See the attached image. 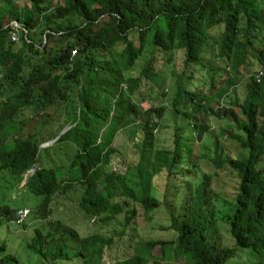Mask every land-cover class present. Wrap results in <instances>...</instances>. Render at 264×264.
I'll list each match as a JSON object with an SVG mask.
<instances>
[{
	"label": "trees",
	"instance_id": "16d2710c",
	"mask_svg": "<svg viewBox=\"0 0 264 264\" xmlns=\"http://www.w3.org/2000/svg\"><path fill=\"white\" fill-rule=\"evenodd\" d=\"M60 1L55 7V0H0V229L16 222L28 230L27 218L33 214L38 224L26 249L35 264H227L237 249H222L210 241L212 226L222 222L230 225L239 247L260 256L253 264H264V79L256 77L264 69V0ZM13 33L19 41L13 40ZM205 53L225 62L229 84L248 75L245 98L235 86L219 97L191 90L180 79L169 108L143 107L137 96L144 81L149 89H157L160 60L171 64L182 54L186 67H205ZM140 61L144 64L136 76ZM255 61L260 66L256 72ZM165 96L163 90L150 98L161 101ZM169 109L176 116L173 140L154 151L150 175L176 178L182 172L188 176L186 168L188 173L192 167L204 171L193 160L196 145L211 137L220 144L212 128L213 117L219 116L230 120L223 135L244 150L236 157L217 154L211 161L217 169L229 165L238 174L236 202L221 219L211 207L214 176L204 173L197 188L189 181L182 187L183 201L171 206L172 225L165 230L177 234L175 241H144L126 259L104 263L114 236L107 232L84 237L56 220L57 198L79 194L77 208L99 227L110 228L126 214L119 234H132L139 211L132 201H116L117 175L108 171L118 154L113 143L121 131L136 126L145 137L143 148L153 149L154 131ZM54 112L62 116L57 114L60 126L50 132ZM30 118L42 125L35 133L23 134ZM56 139L72 146L74 153L62 166L46 168L40 159L42 145ZM28 194L39 199L32 212L19 207ZM136 203L149 216L162 208L152 195H142ZM24 210L30 212L20 223ZM14 239L9 234L0 243V264H24L10 250L21 244Z\"/></svg>",
	"mask_w": 264,
	"mask_h": 264
},
{
	"label": "rangeland",
	"instance_id": "374dc122",
	"mask_svg": "<svg viewBox=\"0 0 264 264\" xmlns=\"http://www.w3.org/2000/svg\"><path fill=\"white\" fill-rule=\"evenodd\" d=\"M16 1L19 4H23L24 2L27 3V0ZM58 2L61 1L55 0V7L58 6ZM93 7H95L94 4ZM213 33L214 36L218 34L215 33V31H213ZM203 62L206 65L205 67L195 64H190L186 67L183 62L182 54H178L171 64H167L166 60H160L159 68L161 69L162 79H160L157 89H149V87L146 86V81H144L143 86L140 89L141 93L138 94L137 98L140 99V103L145 109L156 108L160 105L169 108L173 96H175L177 91V84L180 79H184L187 87L191 90L204 92L207 95L217 94L219 97L224 96L226 92L232 90L233 86H235L242 98L247 96L249 82L248 75L247 78L239 80L234 77L231 82H235V84H229V76L223 71V68L225 67L224 61L217 60L216 62V60L213 59V56L205 53ZM143 64V61L138 62L137 70L134 73L136 76L139 74V70ZM213 67L220 69L218 73H215L212 69ZM258 69H260V66L256 62L252 70L256 72ZM211 79L214 80L215 85L211 84ZM163 90L166 92V96L163 97L161 101L151 100L150 97H155L158 91L162 92ZM213 105L215 108L220 106L218 101H215ZM169 111L170 109L167 111L165 117L159 121V127L154 131V140L152 142L153 149L143 148L145 137L140 130L136 129V126H132L129 132L121 131L113 143L114 148L118 150V154L113 155V161L108 168V171H114L117 175L116 183L114 185L116 187V196H118L116 201L121 203L123 201H132L133 208H136L137 211H139L134 225L132 226V228H134L132 234L126 236L123 235L122 237H120L122 234H119L124 230L126 214L120 215L110 228L107 226L99 227L94 225V221L88 222L85 220L81 211L77 208L79 203L77 197L79 194H70L67 197L58 196L57 198L58 206H56V208L54 207L56 220L64 221L67 226L75 229L84 237L95 233L107 234V232L114 236V245L105 250L103 256L104 263H114L126 259L134 254L137 245L144 241H175L177 239V234L174 231L165 230V228H170L172 225L171 206L174 207V205L180 204L183 201L184 194L182 193L184 190H182V187L189 181H192L194 189H196L200 181L203 179L204 173L214 176L211 207L213 206L212 208H216L221 219L225 217L222 215L227 214L230 211L232 204L236 202L235 198L238 195L240 183L238 174L235 173L229 165L217 169L211 161L212 157L214 158L217 154L220 156L236 157L244 153V150L241 148V145L237 140L229 137L227 133L226 135H223V129L228 126L230 120L222 119L219 116L213 117L212 128L216 132V135L219 136L220 144H215L214 138L211 137V139H208L204 145L200 146V143L196 145L193 160L195 161V164H202L204 171L192 167V173H188V169L186 168V172L184 173L188 176H184L182 172L180 176L176 178H170L168 174H160L156 177L150 175L152 172L151 163L153 161L154 151L159 147L168 146L169 142L173 140L176 116L173 117L170 115ZM237 112L240 113V110L237 109ZM57 114L62 116V113L54 112V119ZM63 119L64 117H61L60 121ZM52 121L56 122L48 126L50 132L57 130L60 126V124L57 123L59 121L58 119H51V122ZM41 125L40 121L30 118L28 124L24 128L23 134L35 133L40 129ZM69 129L70 127L68 126L62 134ZM46 130L47 127L44 131ZM130 134L131 138H129ZM56 141L57 139L54 141L51 140L42 145L40 159L46 168L62 166L61 164L64 163L63 161L66 160V157L69 154L74 153V148L72 146H69L64 142L56 143ZM128 146L130 147L129 150H127ZM246 154L248 155L249 151H246ZM206 156L208 157L207 159H201V162L198 160V158L200 159L201 157ZM141 160L142 163L140 164ZM25 184L26 181L22 185ZM0 193L1 195L4 194L3 191ZM142 195H152L157 197L162 202V208L158 209L151 216L147 215L146 210L136 203L137 199ZM14 197L16 198V195ZM37 200L39 201L37 197L35 199L34 195L28 194L25 196L19 207H27L32 212L36 208L34 201ZM37 224L38 222L35 221L34 215L32 214V216L27 218L26 225L29 227L28 230H25L23 226L16 222L10 225L7 223L5 227L0 229V233H3V237L0 238V243L6 240L9 234L15 236L16 240H18L17 243H21L18 246L11 247L10 250L12 253L18 255L24 264H35L36 262L34 257L29 256L30 252L26 249V243ZM210 233V241L217 244L218 247L222 249H237L236 257L227 264H253L261 260L260 256L254 251L238 246L237 241L232 236L230 225L221 222L216 226H212ZM16 240L14 239L12 241L16 242ZM177 252H179V250H177ZM164 255L163 251L160 250L159 256L163 257ZM166 264L186 263L182 260L178 261V263H171L169 261Z\"/></svg>",
	"mask_w": 264,
	"mask_h": 264
},
{
	"label": "built area",
	"instance_id": "2783aa9c",
	"mask_svg": "<svg viewBox=\"0 0 264 264\" xmlns=\"http://www.w3.org/2000/svg\"><path fill=\"white\" fill-rule=\"evenodd\" d=\"M13 40L14 41H19L20 38H18L17 34L13 33ZM78 54V52H74V56H76ZM257 79L259 82H261L264 79V69H261L257 75H256ZM29 215V210H24L22 212L19 213V222L22 223L24 220H26V218Z\"/></svg>",
	"mask_w": 264,
	"mask_h": 264
},
{
	"label": "water",
	"instance_id": "95a60500",
	"mask_svg": "<svg viewBox=\"0 0 264 264\" xmlns=\"http://www.w3.org/2000/svg\"><path fill=\"white\" fill-rule=\"evenodd\" d=\"M16 23H18V21H16ZM45 147V146H43ZM36 169L34 171H31V173H35ZM30 176H26V179H28Z\"/></svg>",
	"mask_w": 264,
	"mask_h": 264
}]
</instances>
